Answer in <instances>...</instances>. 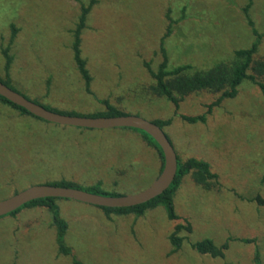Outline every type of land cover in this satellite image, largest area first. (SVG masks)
Masks as SVG:
<instances>
[{
    "label": "rangeland",
    "instance_id": "rangeland-1",
    "mask_svg": "<svg viewBox=\"0 0 264 264\" xmlns=\"http://www.w3.org/2000/svg\"><path fill=\"white\" fill-rule=\"evenodd\" d=\"M96 1L80 45L92 94L85 91L71 48L80 5L89 0H0V78L5 79L1 49L14 30L9 77L20 94L79 115L105 111L98 102L102 99L39 98L126 97L108 101L148 121L172 118L163 131L178 159L207 162L217 182L204 190L185 176L174 196L179 218L174 222L162 207L141 217L108 219L99 207L58 199L68 225L69 257L57 252L50 213L44 208L23 210L0 220V264H72V256L82 264H253L256 250L264 264V205L254 201L257 196L264 200V97L259 88L244 81L235 98L211 109L204 124H188L180 116L206 114L220 93L188 95L176 110L167 100L143 92L152 84L144 65L155 71L161 63L160 43L169 24L164 40L169 67L208 70L231 62L234 51L255 42L248 19L262 34L254 58L264 60V0ZM28 121L42 126V132H26ZM26 143L33 147L29 157L22 153ZM0 157L11 167L0 178V200L33 185L63 180L83 188L100 182L108 193L133 195L146 189L160 169L157 152L136 131L32 121L2 104ZM184 219L192 232L180 233L183 245L172 254L169 235ZM205 239L217 246L228 242L225 257L211 258L192 249L191 244ZM244 239L254 242L244 244Z\"/></svg>",
    "mask_w": 264,
    "mask_h": 264
},
{
    "label": "trees",
    "instance_id": "trees-1",
    "mask_svg": "<svg viewBox=\"0 0 264 264\" xmlns=\"http://www.w3.org/2000/svg\"><path fill=\"white\" fill-rule=\"evenodd\" d=\"M96 2H97L96 0H89L87 5L81 3L79 19L72 34L73 43L71 48L73 52V60L75 62L77 70L79 71V74L81 75L82 80L84 81L85 91L88 94H92L90 90V84L92 79L86 67V60L81 56V49H80L81 33L86 28L88 15L92 10L93 6L96 4ZM247 7L245 9V12H247ZM248 25L252 28V34L255 37V42L252 44L250 48L234 51L233 60L229 63H219L208 70H196L190 65L169 67L167 53L166 50L164 49V40L171 31V24H169L167 26L166 33L164 34L160 43V53L162 57L161 63L158 65L155 71L150 68L148 63H145L144 65V67L146 68L147 72L149 73L152 79V84L144 88L143 92L146 95L156 98H163L167 100L174 106L176 110L179 108V104L188 95L197 94L203 91L221 94L220 97L212 105L208 107L206 114L195 117L180 116V118L188 124H197V123L204 124L206 122V116L210 114L211 109L213 107L218 106L223 99L235 98L238 93V87L244 81H249L250 83L256 85L259 88L262 96L264 97V60H257L254 58V56L258 52L262 34L258 33L257 30L253 28V23L250 21V19H248ZM14 32L15 31L13 30L8 46L1 49V53L4 58L3 70L5 74V79L0 78V82H2L7 87L19 93L11 85L10 77H9V71L13 61V57L10 55L9 51H10V46L12 45L15 38ZM24 97L28 99L26 96ZM32 102L41 105L36 101H32ZM98 102L105 106V111L94 113L91 115H79L74 112L59 111L47 106H43V105L41 106H43L44 108L50 111L64 115H70V116L116 117V116L129 115L124 110L119 109L118 107L110 104L108 99L98 100ZM0 104L17 111L20 117L22 118H27L32 121L33 120L43 121L32 116L24 109L17 107L16 105L10 103L9 101H7L2 97H0ZM172 120H173L172 118L165 120L155 119L152 122L158 125L160 128L164 129L165 127L171 125ZM23 129L26 132L31 131L33 134H37V135L40 132H42V126L36 127L34 125V122H29V121L26 122V125H24ZM126 129L138 132L141 138L143 139V141L149 147H152L157 152L160 161V169H159V173H160L163 165V155L160 147L145 132L136 129H129V128ZM32 151H33V147L30 144L26 143L22 153L26 154L27 157H29L30 152ZM6 163H7L6 159L3 160L2 157H0V178H4L10 173L11 167L6 165ZM188 175L191 176L193 182L196 185H198L204 190H211L217 182V175L211 172L210 166L207 162L194 158H189L186 161L181 162L177 157V172L175 179L173 183L170 185V187L160 196L152 199L147 203L129 208H118V209L100 208V207L99 208L103 211L104 216L109 219L111 215L126 216L132 214L136 217H141L148 210H152L157 207H162L166 213L168 220L173 222L179 221V218L175 213L174 196L176 191L179 189L184 177ZM45 184L57 186V187L80 189L88 193L102 195V196H122L115 192L108 193L104 191L101 188L100 182L86 188H83L76 183L64 181V180L59 182L45 183ZM0 189L2 188L0 187ZM18 192L19 191L14 192L13 195ZM57 200L58 199L55 198H44L29 202L23 205L22 207H20L19 209H17L16 211L4 217H1L0 220L6 217L15 218L16 215H18L21 211L27 209H35V208L46 209L51 215L52 227L55 230V244L57 246V252L59 255L69 257L72 255L71 248H69L65 242V236L68 225L66 221L61 217L56 202ZM254 201H256L260 205H264V200H262L259 196H257L254 199ZM182 232H187V233L192 232L191 224L186 219L182 220L181 223L175 224L172 233L169 235L168 240L172 247L171 249L172 254L179 251L183 245V241L185 238L180 236V233ZM236 241L238 240L236 239ZM240 241H242L244 244H250L254 242V240H249V239H244ZM191 247L200 255H208L211 258L223 259L225 257V251L229 248V244L228 242H226L220 246H217L212 240L205 239L191 244ZM71 258H72L71 261L72 264H82L81 261L78 260L75 256H72ZM253 264H260V256L257 250L254 253Z\"/></svg>",
    "mask_w": 264,
    "mask_h": 264
},
{
    "label": "water",
    "instance_id": "water-1",
    "mask_svg": "<svg viewBox=\"0 0 264 264\" xmlns=\"http://www.w3.org/2000/svg\"><path fill=\"white\" fill-rule=\"evenodd\" d=\"M0 97L24 109L32 116L59 126L82 129L106 130L129 128L145 132L160 147L163 155L162 170L156 179L143 191L126 196H102L74 188L46 184L33 185L0 200V218L23 205L44 198L69 199L100 208H129L141 205L163 194L173 183L177 172V154L163 129L152 121L136 115L116 117L70 116L50 111L26 99L21 94L0 82Z\"/></svg>",
    "mask_w": 264,
    "mask_h": 264
},
{
    "label": "flooded vegetation",
    "instance_id": "flooded-vegetation-1",
    "mask_svg": "<svg viewBox=\"0 0 264 264\" xmlns=\"http://www.w3.org/2000/svg\"><path fill=\"white\" fill-rule=\"evenodd\" d=\"M39 99H126V97L121 96H97V95H86V96H43Z\"/></svg>",
    "mask_w": 264,
    "mask_h": 264
}]
</instances>
